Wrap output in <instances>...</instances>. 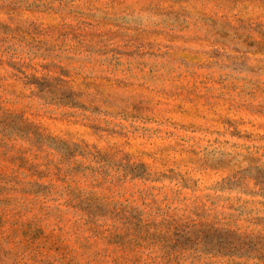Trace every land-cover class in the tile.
I'll return each instance as SVG.
<instances>
[{"label":"rangeland","instance_id":"rangeland-1","mask_svg":"<svg viewBox=\"0 0 264 264\" xmlns=\"http://www.w3.org/2000/svg\"><path fill=\"white\" fill-rule=\"evenodd\" d=\"M264 0H0V264H264Z\"/></svg>","mask_w":264,"mask_h":264},{"label":"trees","instance_id":"trees-1","mask_svg":"<svg viewBox=\"0 0 264 264\" xmlns=\"http://www.w3.org/2000/svg\"><path fill=\"white\" fill-rule=\"evenodd\" d=\"M264 196V195H263Z\"/></svg>","mask_w":264,"mask_h":264}]
</instances>
